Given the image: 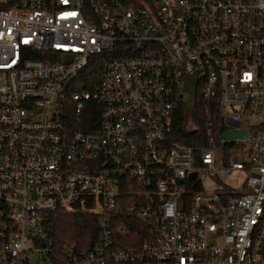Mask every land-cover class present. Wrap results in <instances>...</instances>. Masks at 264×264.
<instances>
[{
  "label": "built area",
  "instance_id": "built-area-1",
  "mask_svg": "<svg viewBox=\"0 0 264 264\" xmlns=\"http://www.w3.org/2000/svg\"><path fill=\"white\" fill-rule=\"evenodd\" d=\"M0 264H264V0H0Z\"/></svg>",
  "mask_w": 264,
  "mask_h": 264
},
{
  "label": "trees",
  "instance_id": "trees-1",
  "mask_svg": "<svg viewBox=\"0 0 264 264\" xmlns=\"http://www.w3.org/2000/svg\"><path fill=\"white\" fill-rule=\"evenodd\" d=\"M95 105L97 111V104ZM196 105L198 106V104ZM79 125L82 126V122ZM173 131V137L184 142L195 143L198 140L196 133L197 131L200 132V128L186 131L181 115H178L174 120ZM45 231L52 248L59 249L63 242L76 243L83 241L87 243L92 240L95 232V219L92 214L87 212L69 213L63 210H54L48 215L45 222Z\"/></svg>",
  "mask_w": 264,
  "mask_h": 264
},
{
  "label": "water",
  "instance_id": "water-1",
  "mask_svg": "<svg viewBox=\"0 0 264 264\" xmlns=\"http://www.w3.org/2000/svg\"><path fill=\"white\" fill-rule=\"evenodd\" d=\"M219 130H220V136L224 138H230L244 133V130L237 131L235 129H225L223 124L220 125ZM193 174L194 172L189 173V175H193Z\"/></svg>",
  "mask_w": 264,
  "mask_h": 264
},
{
  "label": "rangeland",
  "instance_id": "rangeland-1",
  "mask_svg": "<svg viewBox=\"0 0 264 264\" xmlns=\"http://www.w3.org/2000/svg\"><path fill=\"white\" fill-rule=\"evenodd\" d=\"M188 123L189 124H193V121H192V119L188 116ZM203 184L206 186V187H212L213 185H214V183L211 181V180H209V179H205L204 180V182H203ZM33 258V257H32Z\"/></svg>",
  "mask_w": 264,
  "mask_h": 264
}]
</instances>
